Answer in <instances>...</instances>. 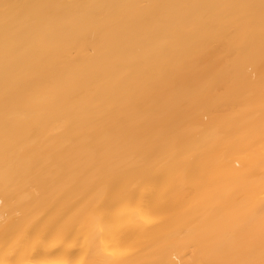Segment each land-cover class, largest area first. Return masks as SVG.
Wrapping results in <instances>:
<instances>
[{"label": "bare ground", "instance_id": "1", "mask_svg": "<svg viewBox=\"0 0 264 264\" xmlns=\"http://www.w3.org/2000/svg\"><path fill=\"white\" fill-rule=\"evenodd\" d=\"M0 264H264V0H0Z\"/></svg>", "mask_w": 264, "mask_h": 264}]
</instances>
